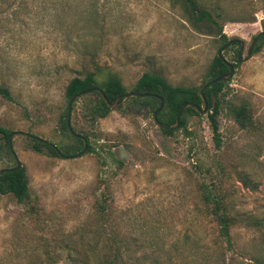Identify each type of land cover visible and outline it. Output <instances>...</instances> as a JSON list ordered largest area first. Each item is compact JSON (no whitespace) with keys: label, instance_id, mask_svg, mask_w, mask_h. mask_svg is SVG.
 Returning a JSON list of instances; mask_svg holds the SVG:
<instances>
[{"label":"rangeland","instance_id":"1","mask_svg":"<svg viewBox=\"0 0 264 264\" xmlns=\"http://www.w3.org/2000/svg\"><path fill=\"white\" fill-rule=\"evenodd\" d=\"M205 1L222 10L224 32L244 42L246 56L264 30V0ZM232 43L223 52L237 67L224 94L221 148L207 114L188 116L190 135L183 128L168 135L148 107L128 100L93 122L79 98L72 125L95 151L56 157L30 148L27 137L72 142L59 118L73 77L99 66L130 91L146 71L199 86L222 41L197 29L176 0H0V88L11 94L0 91V126L11 131L30 186L23 202L0 193V264H82L69 257L72 245L102 248L114 235L130 249L128 264L264 258V228L237 225L234 250L217 244L201 199V182L214 181L233 212L264 217V43L242 62ZM242 102L251 106L253 128L242 129L231 115L229 107ZM0 141L2 169L16 161L2 133Z\"/></svg>","mask_w":264,"mask_h":264},{"label":"trees","instance_id":"2","mask_svg":"<svg viewBox=\"0 0 264 264\" xmlns=\"http://www.w3.org/2000/svg\"><path fill=\"white\" fill-rule=\"evenodd\" d=\"M204 1L205 0H176V2L182 5L185 13L188 16V19L197 29L204 31L206 34L217 37L222 41L223 46L232 41L229 39L228 35L223 29V24L221 21L223 12L219 8L209 7L206 4V1ZM263 43L264 35L255 45L253 52L255 53L260 51ZM232 44L233 43H231L228 47H230ZM233 64L235 67H237L236 63ZM228 72V66L223 62V60H221L218 54L209 64L203 81L199 86L172 85L161 73L157 71H146L140 76L131 89L133 92H139L144 95L132 96L129 101L133 102L134 105L138 107H148L154 116L155 111L159 108L161 103L160 97H163L165 100V105L160 111L158 119L160 122L173 125L176 123L177 115L179 114L184 103L194 102L201 105L202 99L200 90L211 80ZM228 84L229 81L214 83L205 91L209 106L208 111L205 114L208 115L210 120L214 143L218 149L221 148L223 144L220 116L223 110L224 94ZM94 86H100L103 88L110 100H114L117 97H121L120 100H122L124 94L131 92L127 89L121 77L116 72L107 71L99 66H96L94 71H86L83 76H75L68 82L65 89V98L67 103L69 104L70 100L80 92ZM0 91L6 97H11L10 90L7 87H1ZM80 99L83 100L84 103L83 111L86 118L93 122H97L100 118L107 116V114L110 112L107 103L98 92L88 93L83 95ZM68 104L65 107V110L62 112L59 120L62 132L66 133L67 136L72 139V142L65 143L53 142L47 139L40 140L37 138V136L28 135L27 138L29 140L30 148L40 153L46 150L47 153L56 157L61 156L58 154L53 145L57 146L66 156L76 155L82 151L84 148V141L81 138L74 136L69 129ZM74 105L75 102L73 103V106ZM229 110L234 120L240 125L242 129H250L255 126V119L251 106L248 102L231 105ZM188 116H201V114L192 108L187 109L182 114L179 128H183L187 135H190L191 132L188 130ZM71 126L76 133H79L75 130V127H73L72 121ZM159 127L164 134L171 135L175 132V130L164 128L161 125H159ZM0 133H2V137L5 139V145L8 149L9 155L13 160H15L9 142L11 131L0 126ZM84 136L88 141L87 151L94 152L95 147L91 143L89 136ZM2 149L3 143L0 141V151ZM14 166H16V163L13 165H8L4 168H13ZM242 179L246 183L249 182V178L247 176H244ZM213 182L214 181L201 182V199L205 206H207L206 208L208 210V216L216 226V243L218 244L219 242H222L225 244L226 250H234L235 242L232 233L233 227L244 224L247 227L262 229L264 228V217L233 212L228 195L222 190L219 184ZM0 193L11 194L19 202H23L29 196L30 186L25 166L22 165L18 169L0 172ZM98 207L99 210L104 213L102 214L101 218L105 220V206L102 202H100ZM103 232V229H99V231H97L99 234H102ZM107 239L109 242L106 243L102 248H99L97 245H89V243L85 245H89L88 247H84L82 246V243L85 242H78L76 245H72L70 247L69 257L73 258L74 261L81 260L80 262L82 264H128V257L130 256L129 247L118 244L119 238L117 235L112 237L109 236ZM199 248L200 247H197L194 250L193 255L199 251ZM219 260V264H226V259L224 256L221 255ZM254 261V264H264V258L261 257L255 256Z\"/></svg>","mask_w":264,"mask_h":264},{"label":"water","instance_id":"3","mask_svg":"<svg viewBox=\"0 0 264 264\" xmlns=\"http://www.w3.org/2000/svg\"><path fill=\"white\" fill-rule=\"evenodd\" d=\"M264 35V31L260 32L258 35H256V37L254 38L252 44L250 45L249 49H248V53L246 56H243V53H244V48H245V45H244V42L240 39H236L234 41H236L237 43H239V50H238V53H237V58H238V61L239 62H242L244 60H247L248 58H250V56L252 55L253 53V50H254V47L255 45L258 43V41L262 38V36ZM234 41H230L228 42L227 44L223 45L219 51H218V56L221 58V60H223V62L228 66L229 68V72L226 73V74H223L221 76H218L216 77L215 79L211 80L210 82H208L207 84H205V86L200 90V95H201V99H202V104H197V103H194V102H186L184 103V105L182 106L179 114L177 115V120H176V123L173 124V125H168V124H165L163 122H160L159 119H158V115L160 113V111L164 108V105H165V100L163 97H160V100H161V103H160V106L159 108L155 111L154 113V118L156 120V122L161 125L162 127L164 128H167V129H172V130H175V129H178L180 127V118L182 116V114L189 108H192L196 111H198L200 114H205L207 113L208 111V100H207V97L205 95V91L206 89L211 86L212 84L214 83H219V82H226V81H229L231 79V77L234 75V72H235V66L232 62L228 61L227 58L224 56V50ZM91 92H98L102 98L105 100V102L107 103V106L110 110H117V109H120L124 104H126V102L132 97V96H143L144 94L142 93H139V92H128L126 94H124L122 100L121 97H117L115 98L114 100H110L109 97L107 96L106 92L103 90V88H101L100 86H94L92 88H89L87 90H84L82 92H80L79 94H77L76 96H74L69 104H68V107H69V117H68V125H69V129L71 130V133L78 137V138H81L83 141H84V148L82 149V151L76 155H69V156H66L64 155L61 150L55 146L54 148L56 149V151L58 152V154L60 156H64V157H69V158H74V157H77L79 155H82L84 154L87 149H88V141L86 139V137L80 133H76L73 129H72V126H71V115H72V108H73V103L78 101L79 98H81L83 95H86L88 93H91ZM30 135V134H29ZM11 136L12 134H10V137H9V142H10V147H11V151L13 153V156L16 160V166H14L13 168H3V169H0V172L2 171H11V170H14V169H18L22 166V162L21 160L19 159L17 153L15 152V150L12 148V145H11ZM38 139L40 140H45L41 137H37ZM48 142V141H47ZM52 144V143H51Z\"/></svg>","mask_w":264,"mask_h":264},{"label":"flooded vegetation","instance_id":"4","mask_svg":"<svg viewBox=\"0 0 264 264\" xmlns=\"http://www.w3.org/2000/svg\"><path fill=\"white\" fill-rule=\"evenodd\" d=\"M234 40H236V39H234ZM234 40H233V41H234ZM234 42H235L236 44H238V46H239V43H237L236 41H234Z\"/></svg>","mask_w":264,"mask_h":264}]
</instances>
